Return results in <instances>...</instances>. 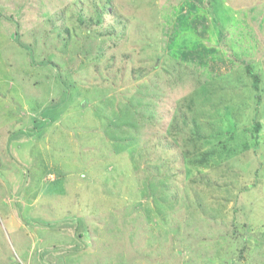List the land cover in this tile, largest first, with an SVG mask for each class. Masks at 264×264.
I'll return each mask as SVG.
<instances>
[{
    "label": "rangeland",
    "instance_id": "rangeland-1",
    "mask_svg": "<svg viewBox=\"0 0 264 264\" xmlns=\"http://www.w3.org/2000/svg\"><path fill=\"white\" fill-rule=\"evenodd\" d=\"M132 44L145 77L102 75ZM0 264H264V0H0Z\"/></svg>",
    "mask_w": 264,
    "mask_h": 264
},
{
    "label": "trees",
    "instance_id": "trees-1",
    "mask_svg": "<svg viewBox=\"0 0 264 264\" xmlns=\"http://www.w3.org/2000/svg\"><path fill=\"white\" fill-rule=\"evenodd\" d=\"M94 11H95V13H94ZM91 15L92 16L89 17L90 27L94 28V27H96V26H98V25H100L102 23L104 15L99 12V8L97 6H95L93 8V14H91ZM79 24H80V26H82V22L79 21ZM125 35H126V33H124L123 36H125ZM145 36H146V34L144 35V37ZM133 45L134 44H132V46L123 45L122 47H125L126 51L122 53L121 58L119 59L120 62L118 64H117L116 61L107 63L104 66V71H103L102 75H104L105 73H107L108 71L111 70V73L112 72L117 73V74H114L112 76L110 75L111 77H114V76L119 74L118 76L122 78L127 73L129 76H131V80L129 82H136V81H138L140 79H143V77H145L147 71L143 68L142 65L137 63L136 59L138 57L139 51L135 52L134 48H133ZM138 49L142 50V47L139 46ZM112 58H115V56H112ZM157 64L158 63H154L152 65V67H147V69L149 71L152 70V69H155ZM95 69H96V71H99L97 68H95ZM248 71H249V67H248ZM249 72L253 76V78L255 79L254 80V87L256 89H258V85H257L258 84V78H257V76L254 75L251 71H249ZM107 83H108V88L109 89L114 87L111 84V80L110 79H109V81H107ZM195 93H196V91H195ZM133 97H134V95L130 96V98H133ZM109 100L111 101L110 104H113V101L111 99H109ZM188 100L189 101L186 102V105H187L188 109L189 110L190 109L191 110H195L194 104L196 106V99L193 97V98H190ZM123 103H125L126 105L129 104V103H126L124 101H123ZM141 103H142V101L139 102V104H141ZM132 104H133V100H132ZM130 105L131 104H129V106ZM128 107L127 108L125 107L124 110L128 109ZM130 111H131V114H132L133 111L132 110H130ZM174 111H175L174 113H175L176 116H173V118L170 121L171 127L174 128V129H178V130L180 129L182 132H183V130H186V128H188V132L185 135L186 136V140H187L188 143H192L191 145L193 146V150L184 149L183 151H181L182 157H188L192 151H194L197 154H199L200 153V149L197 146V141H200L201 139L206 138V136H202L201 135V127H202L203 123H198L197 122V120H198L197 115H190V117H189L188 113L185 112L180 105H176ZM235 113H237V112H235ZM150 114H151V112H150ZM154 114H155V116H154ZM118 116H119L118 119H120V121H118L117 123L120 126H121V119H122V117H124L123 119H125V121H122L123 124L132 125L134 127H137L136 124L130 123V119H129L128 116L120 115V114ZM108 118H111V117L108 116ZM162 119H163V117L158 115L157 111L154 110L153 115L152 114L149 115L147 117V119L145 120V122H147V124H149V125L151 124L152 127H157L158 123L160 121H162ZM181 127H183V128H181ZM261 128H262V123L259 122V120H256L255 126H254V130L259 133ZM231 130H234V129H231ZM157 131H158V129H157ZM157 131H156V133H157ZM170 133H171V131H170ZM224 134L227 135V131H225L221 135H224ZM131 135L133 137H131ZM131 135L130 134H128L127 136H123L122 135L123 137H119L118 139L127 138V139H130V141H131V143L133 145H135V144L137 145L138 144V138L136 137L135 134H131ZM168 136H171V135L167 134V136L164 138V137H162L161 135L158 134V139H157L158 144L164 145L165 146L164 148H170L169 145H168V142H170V140H172V138H170ZM227 136H234V131H230V135H227ZM254 138H258V135L255 134ZM258 143H259V141H257V143L255 145H257ZM221 147H224V149L226 148L225 144H221ZM213 150L214 149H211V150H208V151H205V152L202 151L201 154H200V157L198 158L199 162L201 164H206L207 161H208V158L213 154V152H214ZM170 151L171 150H169V152ZM157 153H161V151L160 152L157 151ZM139 154L140 155L142 154V150L139 152ZM145 154H147V152ZM181 155H180V153H177L175 159H178V157L181 156ZM175 159L169 160L168 165L170 167L168 169L164 168V170H162L160 172H157V173H154L152 178H151V180H150V178H148L149 180L147 179L148 180L147 183L144 184V190H146L147 188H150L154 192L155 197H157V195L159 193L165 192L166 186L168 184L167 183L168 178L179 174L178 172L175 171V169L171 168V166H174L176 164V162H177V160H175ZM164 162H165V160H164ZM165 165H167V164H165ZM156 178H157V180H156ZM175 194L176 195H175L173 200H177L178 199V196H179L178 192L176 191ZM164 198L167 199L168 198L167 195ZM162 200H164V199H162ZM171 204H172V202H171Z\"/></svg>",
    "mask_w": 264,
    "mask_h": 264
}]
</instances>
